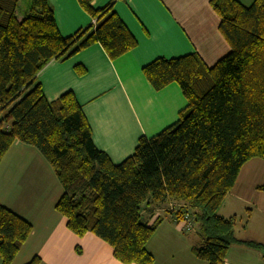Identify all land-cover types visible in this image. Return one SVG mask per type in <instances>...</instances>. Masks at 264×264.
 <instances>
[{
  "label": "trees",
  "instance_id": "1",
  "mask_svg": "<svg viewBox=\"0 0 264 264\" xmlns=\"http://www.w3.org/2000/svg\"><path fill=\"white\" fill-rule=\"evenodd\" d=\"M114 1L94 8L77 0L94 22L63 36L48 0H0V160L14 141L37 148L62 187L54 208L67 228L95 234L123 264H153L145 244L161 220L149 218L160 210L197 224L202 241L192 252L205 264H221L232 244L264 259V240L236 238V217L217 213L241 166L264 160V0H209L229 46L212 66L193 52L141 67L154 90L176 83L186 106L172 124L139 137L118 163L94 145L74 93L47 100L36 80L51 59L93 43L110 60L136 47ZM30 231L26 219L0 204L1 264L11 263ZM39 262L35 255L25 264Z\"/></svg>",
  "mask_w": 264,
  "mask_h": 264
},
{
  "label": "crops",
  "instance_id": "2",
  "mask_svg": "<svg viewBox=\"0 0 264 264\" xmlns=\"http://www.w3.org/2000/svg\"><path fill=\"white\" fill-rule=\"evenodd\" d=\"M48 1L61 35L92 25L77 0ZM109 1L90 4L99 8ZM113 8L135 37V48L110 60L100 44L93 43L66 58L51 59L36 80L47 100L67 90L74 93L94 145L118 163L132 153L139 137H150L172 124L186 106L176 83L154 90L141 67L157 57L193 52L212 66L229 46L209 0H115ZM78 66L83 68L81 73ZM263 184L264 160H247L217 210L222 217H236L237 233L233 232L238 239L264 240V188L258 187ZM61 193L52 167L39 150L14 141L0 160V204L26 219L31 231L10 264H25L35 255L39 264H123L95 234L77 236L67 228L65 217L54 208ZM257 210L262 217L253 221ZM163 214L156 211L149 218V222L161 219L145 244L153 264H205L192 252L202 241L197 224L184 231L181 220ZM221 264H264V259L251 248L232 244Z\"/></svg>",
  "mask_w": 264,
  "mask_h": 264
},
{
  "label": "rangeland",
  "instance_id": "3",
  "mask_svg": "<svg viewBox=\"0 0 264 264\" xmlns=\"http://www.w3.org/2000/svg\"><path fill=\"white\" fill-rule=\"evenodd\" d=\"M21 6H22V5H20V8H21ZM92 20H93V19H92ZM93 22H94V20H93ZM178 205H179V204L176 203V202H170V206H169V208H172V207L176 208ZM158 213H161V215H164L162 210L158 211ZM252 216H253V217H252L253 221H257L258 218L261 219V217H262V213H261L260 211L257 210V211H255V212L253 213ZM150 218H151V217H150ZM194 226H195V225L193 224L191 230H193V229L195 228ZM181 229H182V228H181ZM233 229H234L235 232L237 233V227H235V228L233 227ZM182 230H183V229H182ZM191 230H189V231H191Z\"/></svg>",
  "mask_w": 264,
  "mask_h": 264
},
{
  "label": "built area",
  "instance_id": "4",
  "mask_svg": "<svg viewBox=\"0 0 264 264\" xmlns=\"http://www.w3.org/2000/svg\"><path fill=\"white\" fill-rule=\"evenodd\" d=\"M192 220L188 216H184L183 219L181 220V228L184 231H189L192 229Z\"/></svg>",
  "mask_w": 264,
  "mask_h": 264
}]
</instances>
